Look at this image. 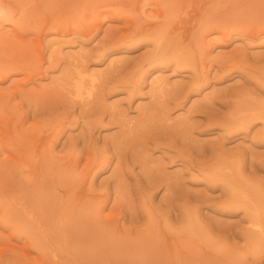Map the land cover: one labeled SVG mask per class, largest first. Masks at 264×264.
Instances as JSON below:
<instances>
[{
  "label": "rangeland",
  "instance_id": "obj_1",
  "mask_svg": "<svg viewBox=\"0 0 264 264\" xmlns=\"http://www.w3.org/2000/svg\"><path fill=\"white\" fill-rule=\"evenodd\" d=\"M0 8V264H264L230 204L264 210L262 125L224 130L234 101L264 99V0ZM75 65L91 96L62 80Z\"/></svg>",
  "mask_w": 264,
  "mask_h": 264
},
{
  "label": "bare ground",
  "instance_id": "obj_2",
  "mask_svg": "<svg viewBox=\"0 0 264 264\" xmlns=\"http://www.w3.org/2000/svg\"><path fill=\"white\" fill-rule=\"evenodd\" d=\"M0 2H1V0H0ZM207 13L205 14V16L207 17ZM210 15V14H209ZM10 17H11V15H9ZM10 17H8V18H10ZM209 17V16H208ZM0 18H3V19H6V16H5V13L3 14L2 13V11H1V8H0ZM209 18H211V17H209ZM209 18L207 19L208 21H206L207 22V24L209 23L210 24V22H209ZM238 18V17H237ZM11 19V18H10ZM5 21V20H4ZM8 21V20H7ZM10 21V20H9ZM234 21H235V16H234ZM239 21V20H238ZM3 22V21H2ZM212 22V21H211ZM236 22V21H235ZM221 23H223V22H221ZM220 23V25H223L224 23L226 24V21L223 23V24H221ZM234 23V22H233ZM202 24H205V22L204 23H202ZM207 24H205L206 26H207ZM224 24V25H225ZM237 25H239L238 23H236ZM205 25H203V27L205 26ZM211 25V24H210ZM202 26V25H201ZM200 27V26H199ZM223 27V26H222ZM238 27V26H237ZM232 28V27H231ZM223 29H224V27H223ZM249 33V32H248ZM144 37V36H143ZM194 38V37H193ZM4 41V40H3ZM167 41V40H166ZM166 41H164L163 42V36H157V37H155L153 40H152V44L154 45V48H155V53H153L154 55H161L160 56V58L161 59H163L164 58V55L165 54H167V55H165V56H171V54H172V57H178L179 56V51L181 50V48L182 47H180L179 45H177V47H174V46H172V45H174V44H172V43H167L166 44ZM173 41V43L174 42H176V43H178V39H173L172 40ZM198 41V40H197ZM199 41H201V40H199ZM50 43V42H49ZM196 45H199L198 43H195ZM4 48V47H3ZM198 48V47H197ZM196 48V49H197ZM202 49V48H201ZM1 50V49H0ZM201 53V52H200ZM190 55V54H189ZM192 55V54H191ZM200 56L202 57V54H200ZM159 57V56H158ZM180 57H181V55H180ZM171 59V58H170ZM183 59H184V57H183ZM194 59H197V58H194ZM185 60H187V59H185ZM205 60H206V58H205ZM85 63V62H84ZM7 63H5L4 64V66H7L6 65ZM3 65V64H2ZM2 65H0V66H2ZM9 66H11V65H9ZM9 66H7V67H9ZM82 66H83V64H82ZM6 68V67H5ZM189 72V71H188ZM244 72V71H243ZM246 77V76H245ZM260 78V77H259ZM260 79H262L261 80V82H260V85H258L261 89H264V77L262 76ZM62 80H64V83H65V85H71L72 86V88L74 89V91H75V96H80V95H82V93L83 92H85V96H91L92 95V84H93V82H94V79L92 78L91 79V76L84 70V69H82L80 66H77V65H75V66H73L72 68H70V69H66V71H65V73H64V77L62 78ZM90 81H91V83H90ZM193 81H195V80H193ZM131 82V81H130ZM132 83V82H131ZM180 87H181V85H180ZM162 88V86H160V89ZM177 90V89H176ZM179 91H180V89H179ZM260 91V90H259ZM177 94V93H176ZM262 94V93H261ZM264 94V93H263ZM175 96V95H174ZM173 96V97H174ZM177 96H178V94H177ZM240 96V95H239ZM177 98V97H176ZM185 98H186V96H185ZM181 101V100H180ZM3 103V102H2ZM181 103V102H180ZM91 104V103H90ZM176 104V103H175ZM233 106H234V108H233V111L231 112V117L229 118V119H227V121H226V125H225V128H224V130L225 131H230V130H232V129H235V130H237V129H240V128H244V129H246V128H249L253 123H255V122H259V123H261V125H262V128H261V130L259 131V133H258V135L261 137V140L264 142V99H256V98H254V97H252V98H247L246 99V97L244 98V99H241V98H239V99H237L236 101H234V103H233ZM152 107V106H151ZM150 107V108H151ZM149 108V109H150ZM153 108H154V105H153ZM159 108V107H158ZM157 108V109H158ZM155 109H156V105H155ZM163 109V108H162ZM155 112H157V110L155 111ZM158 112H160V110H158ZM157 112V113H158ZM113 113V112H112ZM145 113H146V111H145ZM161 113V112H160ZM160 113H158V115L160 116ZM114 116V115H113ZM145 116V115H144ZM154 116H157V115H154ZM153 116V117H154ZM169 115H167V117H168ZM147 117V116H146ZM116 120V119H115ZM121 122V121H120ZM119 122V123H120ZM121 124V123H120ZM177 129V128H176ZM258 130V129H257ZM183 134V133H182ZM245 135V134H244ZM53 154V153H52ZM52 154H50V156H49V158L50 157H53V155ZM217 157V156H216ZM48 158V157H47ZM50 162V161H49ZM218 165H230V167L232 166V167H235V169H236V171L238 170V169H241V167H242V163H241V161L240 160H238V159H231V160H223V161H221ZM99 166V165H98ZM111 166V165H110ZM100 168V167H99ZM117 170V169H116ZM117 172V171H116ZM238 172V171H237ZM239 174V173H238ZM240 175V174H239ZM240 177H241V175H240ZM216 179V178H215ZM116 180V179H115ZM242 180H244L243 178H242ZM244 182V181H243ZM247 184V183H246ZM121 185V184H120ZM122 186V185H121ZM250 186V185H249ZM257 187V190H258V186H256ZM250 188V187H249ZM254 187H252V189H253ZM255 189V188H254ZM252 190V191H254L255 192V190ZM256 190V191H257ZM261 191V190H260ZM260 191H259V198H261L260 197ZM262 192V191H261ZM254 194H256V192L254 193ZM264 196V195H263ZM262 196V197H263ZM226 199V198H225ZM262 200V199H261ZM263 201H264V198H263ZM227 202L229 203V201L227 200ZM247 201H246V195L244 194V193H240V191L239 192H231L230 193V204L231 205H236V204H241L242 205V207L244 208V210L247 212V213H249V217H250V219H249V221H250V223H251V225L252 226H254L255 228H256V230H258V232L259 233H261V232H263L264 233V210H261V209H258V208H256V207H251V206H249L247 203H246ZM5 208V207H4ZM3 208V209H4ZM226 208H228V207H226ZM185 210V209H184ZM7 211V210H6ZM8 212V211H7ZM186 212V211H185ZM5 213V212H4ZM187 213V212H186ZM7 215V214H6ZM194 216V215H193ZM165 217V216H164ZM163 217V218H164ZM195 218V217H194ZM184 219H186V218H184ZM197 219V218H196ZM165 221V220H164ZM187 222V221H186ZM167 223V222H166ZM165 224V223H164ZM200 224V223H199ZM168 224H166V226H167ZM248 225H249V223H248ZM165 226V225H164ZM171 225H169V226H167L168 227V230L170 229L169 227H170ZM187 225H185V229L187 228L186 227ZM183 227V226H182ZM248 227V226H247ZM181 228V227H180ZM180 230V229H179ZM182 230H183V228H182ZM249 230V229H248ZM256 230H254V232L256 231ZM171 231H173V230H171ZM177 231V230H176ZM187 231H188V229H187ZM190 231V230H189ZM180 232V231H179ZM183 232H185L184 230H183ZM249 232V231H248ZM177 233V232H176ZM175 234V233H174ZM186 234H189V232L188 233H186ZM248 235H253V232L251 231L250 232V234L248 233ZM255 235H256V233H255ZM254 237V236H253ZM252 237V238H253ZM255 237H257V235L255 236ZM251 240V239H250ZM255 241V243L257 244V242L259 241V238H258V240H257V242H256V240H254ZM262 241L264 242V240H263V238H262ZM250 242V241H249ZM249 244V243H248ZM256 244H252L254 247H255V245ZM260 245V246H259ZM259 247H262L261 245H262V243H260V241H259ZM263 245H264V243H263ZM257 246V245H256ZM257 246V247H258ZM256 247V248H257ZM264 247V246H263ZM256 248H255V250H256ZM253 249V248H252ZM232 250V249H231ZM254 249H253V251H255ZM252 254H254V253H252ZM236 258H237V256H236ZM239 259V258H238ZM242 259V258H241ZM244 259V258H243ZM234 260V259H233ZM240 260V259H239ZM239 260H237V261H239ZM247 259H245V260H242V261H246ZM242 261H240L241 262V264H242ZM243 262V263H244ZM235 263H237V264H239V262H235Z\"/></svg>",
  "mask_w": 264,
  "mask_h": 264
}]
</instances>
